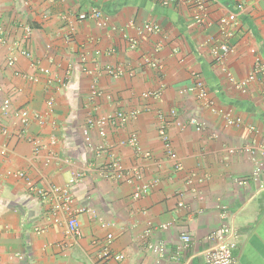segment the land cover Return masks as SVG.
<instances>
[{
  "label": "crops",
  "instance_id": "crops-1",
  "mask_svg": "<svg viewBox=\"0 0 264 264\" xmlns=\"http://www.w3.org/2000/svg\"><path fill=\"white\" fill-rule=\"evenodd\" d=\"M165 1L0 0V108L9 98L14 110L46 122L33 123L25 134L0 115L10 132L0 131V264H203L204 253L216 245L208 237L226 226L237 236L229 238L236 242L237 264H264V168L257 183H237L264 163V82L258 78L245 91L236 89L256 56L264 60V0H206L204 26L194 22L189 0ZM93 9L101 18L78 19ZM231 14L237 17L228 41L234 52L224 54L220 19ZM149 23L162 33L142 34ZM26 25L33 30L27 40ZM16 43L32 58L17 55L9 68ZM147 57L153 63H145ZM107 66L124 73L111 77L101 72ZM198 80L239 126H226L196 95L181 93ZM94 87L102 96H93ZM172 110L184 125L168 127L166 146L158 113ZM119 111L140 114L123 127H107L105 139L89 124ZM192 119L201 126L190 125ZM133 134L139 151L128 145ZM116 160L128 173L138 169L142 179L112 180ZM75 174L81 179L71 184ZM30 184L69 186L76 204L93 210L94 216L79 217L80 238H73L68 214L38 198ZM144 185L150 192L135 199ZM183 234L192 239L187 248ZM159 243L166 253L148 248ZM107 247L125 259L102 261Z\"/></svg>",
  "mask_w": 264,
  "mask_h": 264
},
{
  "label": "built area",
  "instance_id": "built-area-1",
  "mask_svg": "<svg viewBox=\"0 0 264 264\" xmlns=\"http://www.w3.org/2000/svg\"><path fill=\"white\" fill-rule=\"evenodd\" d=\"M55 1V0H50ZM164 1V0H163ZM171 1H177V0H166L164 3L168 4ZM190 4L194 8V22L197 25L204 26L209 23L208 18V10H207V2L206 0H189ZM101 18V11L99 9H93L88 13H82L78 16L79 20H86V19H99ZM237 21V17L234 14H231L229 16L223 17L220 19V31L222 33V36L224 38L225 43L220 47V49L224 52V54H231L234 52V49L229 46L228 41L233 37L234 35V25ZM23 31V38L25 40L29 39L32 35V28L28 25L22 27ZM163 29L158 24H145L144 27L141 30V33H149V34H160L162 33ZM5 40L4 37L0 35V44H4ZM138 45V40L132 39L130 41L131 48H136ZM17 55H22L27 58H32L29 51L24 50L20 47L19 43L15 44L14 49L10 52L7 65L9 68H14L17 60ZM83 61H85V58H82ZM145 63L150 64L153 63L152 57H147L144 60ZM45 73H48V70L43 71ZM101 72L106 73L107 75L111 77H121L124 73L123 68L121 67H112L107 66L104 69L101 70ZM16 76H20V73L16 72ZM260 78L264 82V60L257 55L255 58V63L253 70L251 74L244 80L238 82L236 84V89L240 91H245L248 86L255 80ZM32 79V78H31ZM3 93V87L0 83V94ZM181 93L184 95H196L198 101L201 103V107L209 111L211 114H214L216 116H220L225 125L230 126H239L241 124V121L239 119H235L231 113L225 111L222 108H219L216 102L211 98V94L209 92V89L205 86L202 80H198L196 84L193 87L188 88L187 90L181 91ZM93 96H102V93L97 90L95 87L93 88ZM148 96L153 97H160L159 92H151L147 94ZM50 106H53V101L51 100L49 102ZM0 115L2 117H10L13 120H15V123L21 126V128L24 130V133H28L29 128L33 123H36L39 126H44L46 124L43 116L39 114H32L29 110H14L12 106V102L9 98H5L3 101L1 108H0ZM139 111H133V112H114L107 114L104 117H101L97 120H94L93 118L90 119L89 124L91 126H95L99 129V135L101 138L105 139L107 137V127L111 128H120L125 125H127L130 121L137 119L139 116ZM177 115L176 110H172L169 115L165 114L164 112L158 113V120H159V137L161 141L166 145H170V139L167 134V129L170 125L174 124L178 127H183V122L180 120H176L175 117ZM190 125H196L201 126V123L198 122V120L192 119L189 121ZM203 126V125H202ZM0 131L4 135L9 136L10 132L7 128H5L2 125V122L0 120ZM249 131L251 133H256V128L253 126L249 127ZM35 145H38L37 140H33ZM52 144L56 143V139L54 137L51 138ZM128 145L133 147L135 150H140L139 146V138L136 134L131 135ZM37 147V146H36ZM104 145L99 147V150H103ZM262 156L264 157V150H261ZM112 168L114 170L113 175L111 176V179L119 182H127L132 183L135 182V180H141L142 174L138 169H134L131 171V173H128L124 169H122L120 165V161L116 160ZM264 168V163H259L253 173L248 176L237 180V183L240 186H247L250 184V182H258L259 176L261 174V171ZM18 176H21L22 178H25L26 175L23 172L17 173ZM110 178V177H109ZM81 176L76 175L72 178L70 181L71 184H76L80 181ZM31 191L38 196V198L47 201L52 204H57L59 208H62L69 216L70 218V232L74 239L80 238L82 235L81 228H80V222L79 217L82 214H91L94 216V212L92 209H90L87 206H78L76 204L75 197L73 196L71 192V188L64 187H52L50 189L45 188H37L34 187L33 184H30ZM151 187L148 185H144L141 187H138L133 197L135 199L141 198L143 195L148 194L150 192ZM106 224L102 222V227L106 228ZM164 228H167V225L163 226ZM230 237L237 238L235 235V232L233 229L229 228L228 226L221 228L217 232H213L208 239L211 241L216 242V245L213 246L211 249L207 250L204 253L203 257V264H237V257L235 254V247L236 242L230 241ZM114 239L113 234H108L106 242L108 245L112 244V241ZM182 244L185 248H187L192 239L190 234H183L181 236ZM148 248L152 251L159 252L160 254L166 253V248L164 244H149ZM100 259L102 261H112V262H121L125 259V256L123 254H117L112 252L109 247L105 248L99 255Z\"/></svg>",
  "mask_w": 264,
  "mask_h": 264
}]
</instances>
